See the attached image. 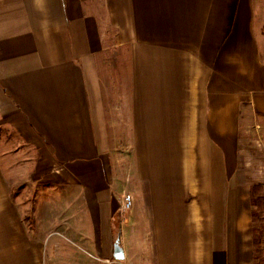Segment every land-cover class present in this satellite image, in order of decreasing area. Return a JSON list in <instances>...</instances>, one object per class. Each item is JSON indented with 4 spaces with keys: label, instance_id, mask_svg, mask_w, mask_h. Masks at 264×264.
I'll use <instances>...</instances> for the list:
<instances>
[{
    "label": "crops",
    "instance_id": "obj_1",
    "mask_svg": "<svg viewBox=\"0 0 264 264\" xmlns=\"http://www.w3.org/2000/svg\"><path fill=\"white\" fill-rule=\"evenodd\" d=\"M253 145L264 0H0V264H264Z\"/></svg>",
    "mask_w": 264,
    "mask_h": 264
},
{
    "label": "rangeland",
    "instance_id": "obj_2",
    "mask_svg": "<svg viewBox=\"0 0 264 264\" xmlns=\"http://www.w3.org/2000/svg\"><path fill=\"white\" fill-rule=\"evenodd\" d=\"M112 35L110 37V39L112 40ZM115 57H123L124 56V53L121 52L120 54L116 51V53L114 54ZM106 53H105V58H106ZM8 136V134L6 135L5 134V137ZM20 149L22 152H23V156H22V160L19 161V166L21 167V169H23V167H28L29 168V165H30V173L32 172L33 174H31L32 176L28 177L27 179H22L21 181V186H26V185H29L31 183H34V185H43L44 183H49L51 182V185L53 186H60V183L61 181L64 179V183L66 181L65 178H62L58 172L59 170V166L58 165H53L52 167H48L47 165H44V163L42 161H38L37 159V163L33 164V162H27V160H24V159H27L28 157H34V153L33 151L31 150V148L27 147V146H24L22 144H14L13 146H11V149ZM125 154L128 155L130 154V152L125 149ZM250 155H251V158L253 160L252 164L254 167V169H260V172H258L259 174V178L256 179V178H253L255 181H257V183H259V187L262 188L263 190L260 191V193H257L256 194V203L260 206V216H263L264 217V147H258V146H252L250 148ZM123 156L121 157L120 160L116 161V164H117V168L119 169H122L124 168V160L122 159ZM128 164V163H127ZM32 166V167H31ZM51 169V177L49 176H46V177H43L41 176V173L43 171H49ZM121 170V171H122ZM41 176V177H39ZM124 191H121V197L118 198V201H117V205L111 210V218H112V221H113V224L116 226L115 229L119 226L120 222L123 220V217H124V214L128 211V210H123L121 209V201L123 199V196L124 195ZM120 202V203H119ZM262 217V218H263Z\"/></svg>",
    "mask_w": 264,
    "mask_h": 264
},
{
    "label": "built area",
    "instance_id": "obj_3",
    "mask_svg": "<svg viewBox=\"0 0 264 264\" xmlns=\"http://www.w3.org/2000/svg\"><path fill=\"white\" fill-rule=\"evenodd\" d=\"M132 206V197L130 194H125L121 201V209L129 210Z\"/></svg>",
    "mask_w": 264,
    "mask_h": 264
},
{
    "label": "water",
    "instance_id": "obj_4",
    "mask_svg": "<svg viewBox=\"0 0 264 264\" xmlns=\"http://www.w3.org/2000/svg\"><path fill=\"white\" fill-rule=\"evenodd\" d=\"M116 250H117V254L118 253L121 254V251H120L119 247H116Z\"/></svg>",
    "mask_w": 264,
    "mask_h": 264
}]
</instances>
